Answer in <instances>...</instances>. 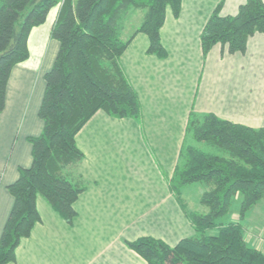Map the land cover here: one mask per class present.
I'll use <instances>...</instances> for the list:
<instances>
[{
	"label": "crops",
	"instance_id": "0c3cea01",
	"mask_svg": "<svg viewBox=\"0 0 264 264\" xmlns=\"http://www.w3.org/2000/svg\"><path fill=\"white\" fill-rule=\"evenodd\" d=\"M246 1L182 0L178 18L168 9L160 31L165 59L148 54L145 34L133 38L120 63L140 99V121L103 111L93 116L76 137L85 156L78 174L86 185L74 203L76 217L69 224L39 196L41 221L9 264H148L126 243L153 238L173 248L196 235L169 189L191 115L264 128V34L235 54L217 45L204 56L200 39L219 6L222 16H234ZM60 9L53 7L32 29L29 58L13 68L8 82L0 114V238L14 204L8 187L20 168L31 167L28 139L43 131L38 113L45 75L60 48L51 37Z\"/></svg>",
	"mask_w": 264,
	"mask_h": 264
},
{
	"label": "trees",
	"instance_id": "16d2710c",
	"mask_svg": "<svg viewBox=\"0 0 264 264\" xmlns=\"http://www.w3.org/2000/svg\"><path fill=\"white\" fill-rule=\"evenodd\" d=\"M59 4L51 37L60 48L45 75L38 113L43 131L28 139L31 167L20 168L18 180L8 187L14 204L0 238V264L15 262L21 241L41 221L39 196L72 224L74 203L86 188L78 174L85 156L77 135L99 111L140 121V99L121 57L143 33L150 41L148 54L167 58L160 31L167 10L178 18L182 8V0H0V114L13 68L29 58L30 32ZM131 11H143L144 16L126 38L125 20ZM258 33L264 34V0H247L234 16H222L219 6L201 34L204 56L217 45L230 54L244 53L248 40ZM191 184L207 188L200 200L203 212H189L182 203V189ZM169 189L196 235L173 248L153 238L127 242L148 264H264V255L246 242L242 223L264 201V128L192 114ZM236 206L240 220L230 221Z\"/></svg>",
	"mask_w": 264,
	"mask_h": 264
},
{
	"label": "rangeland",
	"instance_id": "374dc122",
	"mask_svg": "<svg viewBox=\"0 0 264 264\" xmlns=\"http://www.w3.org/2000/svg\"><path fill=\"white\" fill-rule=\"evenodd\" d=\"M143 16V11H132L127 15L124 34L126 38L129 37L140 25ZM206 189V186L202 184H191L186 190H183V197H181V199L187 210L189 209L193 212H201L204 210L200 204V200L202 197V191ZM186 192L188 193L186 194ZM237 209L238 206L235 207V211L231 215V218L235 217V220H233L234 222L240 220ZM229 218L230 215L226 216L224 219ZM242 223L244 225L246 242L264 255V201L253 208V210L247 214Z\"/></svg>",
	"mask_w": 264,
	"mask_h": 264
}]
</instances>
